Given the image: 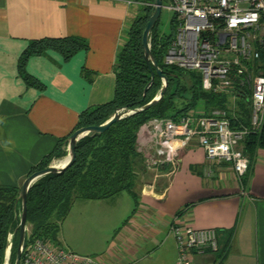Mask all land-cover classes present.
I'll list each match as a JSON object with an SVG mask.
<instances>
[{"label":"crops","instance_id":"crops-1","mask_svg":"<svg viewBox=\"0 0 264 264\" xmlns=\"http://www.w3.org/2000/svg\"><path fill=\"white\" fill-rule=\"evenodd\" d=\"M138 5L135 0H0V185L20 186L32 166L59 144L62 148L83 111L112 100L117 54ZM46 37H78L86 47L67 58L55 49L30 55L23 67L39 85H28L19 58L30 42ZM146 124L136 137L144 162L151 149ZM178 157L173 172L168 166L141 167L136 199L126 191L113 196L120 203L103 214L108 243L101 263L176 264L169 223L179 214L195 227L218 229V245H228L223 260L211 250L195 253L193 264H264V148L252 157L243 184L229 164L207 160L195 139ZM98 217L88 214L103 226Z\"/></svg>","mask_w":264,"mask_h":264},{"label":"trees","instance_id":"trees-1","mask_svg":"<svg viewBox=\"0 0 264 264\" xmlns=\"http://www.w3.org/2000/svg\"><path fill=\"white\" fill-rule=\"evenodd\" d=\"M168 3L169 0H163V6ZM151 9L152 6L145 3L126 30L125 42L117 54L112 100L83 111L76 129L103 123L117 108L125 106L135 109L143 106L159 91L161 78L154 73L153 83L148 86L144 96V88L151 80V68L145 62L141 36ZM173 22L174 17L169 33H160L158 20L150 34L151 51L162 69V74L167 78V87L162 98L143 112L130 114L114 122L100 134L82 137L77 142L74 160L68 168L61 173L47 174L35 181L27 192L26 218L29 229L25 242L41 238L54 245L59 244L60 225L76 199H109L122 191L130 193L133 199H136L133 187L140 168H145L144 160L136 150V137L140 127L152 118L170 117L177 120L186 112L201 111L210 114L219 109L227 113L232 127L249 125L251 108L248 100L250 90L247 86L242 85L232 106L228 103V93L205 91L200 85L201 75L198 72L164 64L165 51L174 36ZM82 47H86V44L78 37H46L33 40L19 58V73L28 85L38 86V81L23 67L30 55L55 49L67 58ZM260 57L261 61H256L255 66L264 63V46ZM262 120L260 130L250 132L243 141V152L249 158V170L254 161L252 157L259 149L264 148V119ZM65 154L59 144L38 164L32 166L27 176L49 165L53 159L63 158ZM248 174L244 177V182ZM19 188L20 186L15 185H0V264L3 263L9 233L13 234L10 256L12 264L14 261L20 214V201H17ZM227 246L220 245L215 251L220 261L228 252Z\"/></svg>","mask_w":264,"mask_h":264},{"label":"built area","instance_id":"built-area-1","mask_svg":"<svg viewBox=\"0 0 264 264\" xmlns=\"http://www.w3.org/2000/svg\"><path fill=\"white\" fill-rule=\"evenodd\" d=\"M166 8L173 12L175 29L164 64L198 72L202 88L228 93L232 106L242 85L247 86L250 123L234 128L227 113L219 109L210 114L186 112L177 120L152 118L146 124L151 149L145 168L168 166L173 172L179 150L195 139L207 160L229 164L243 184L249 170L243 141L250 132L260 130L264 119V63L254 65L261 61L264 46V0H169ZM169 232L177 249L176 264H193L195 253L215 252L219 247L218 229L195 227L179 214L171 219ZM20 264L102 263L100 258L38 238L25 242Z\"/></svg>","mask_w":264,"mask_h":264},{"label":"water","instance_id":"water-1","mask_svg":"<svg viewBox=\"0 0 264 264\" xmlns=\"http://www.w3.org/2000/svg\"><path fill=\"white\" fill-rule=\"evenodd\" d=\"M152 4H153L152 9L149 12V16H148L147 22L145 23L146 25L143 30L142 36H141L142 37L141 39L142 48L141 49H143V54L146 60L145 62H147V64L151 68V80L148 83V85L145 86L144 88V96L148 89V86H150L153 83L154 73L157 74L161 78V87L159 91L156 93L155 97L151 98L148 102L143 104V106H140L135 109H129L125 106L120 107V108L115 109L112 113H110L111 115L108 117V119L99 125L83 126V127L77 128L69 135L68 139L65 140L66 142L62 146V149L66 153L64 158L67 159L63 165H60L59 162L57 164L50 163L49 165L45 166L42 169L35 170L34 172L26 176L25 179H23L20 185L18 197H17V201H20V214H19V223L17 226L18 242H17V246L15 250V255H14L15 257H14L13 264H20L21 255L23 253V248L25 244L24 242L26 239V232L28 230L27 218H26L27 217V192L29 188L35 183V181H37V179L47 174L61 173L66 168H68L69 165H71V163L74 160V156H75L74 152L76 149L77 142L81 140L82 137L84 136L91 137L96 134H100L104 132L109 127V125L113 124L114 122L126 116H129L130 114L132 115V114H135L141 111L143 112L144 110L150 108L151 106L156 104L160 100V98H162V96L164 95L166 91V87H167V78L164 74H162V69L160 65L158 64V62L156 61L151 51V47H150V34H151L153 27L155 26V23H157V21L160 18L161 10L163 8V0H152ZM7 247H8V244H7Z\"/></svg>","mask_w":264,"mask_h":264},{"label":"rangeland","instance_id":"rangeland-1","mask_svg":"<svg viewBox=\"0 0 264 264\" xmlns=\"http://www.w3.org/2000/svg\"><path fill=\"white\" fill-rule=\"evenodd\" d=\"M139 2L140 9L144 6L143 3L147 4V0H135ZM167 3V2H166ZM138 5V6H139ZM167 4H164L161 15L159 18L158 31L160 33H169L171 30V22L173 20V12L166 8ZM140 13V11L138 12ZM142 14V13H141ZM259 64V63H258ZM257 66V65H256ZM233 99L230 97L228 103L232 102ZM236 101V99L234 100ZM64 158V157H63ZM63 158L56 159L51 163H58ZM126 194V193H124ZM119 198V197H118ZM120 201H116L114 197L102 198V199H76L69 211V214L65 217L61 224V231L59 229L58 242L59 246L66 247L68 243H75L73 245L78 247L75 250L80 255H90L94 258H104V246L108 243L104 239V212H111L113 209L116 210L119 206ZM88 214H98L101 215V221H103V226L98 225V220L93 221L88 218ZM80 215H86L84 221L79 220ZM97 219V218H96ZM29 229V226H27ZM13 234H8V244H9V257L7 259V264L11 263V253L13 246ZM5 250V255L6 251ZM5 255L3 256V263L5 260Z\"/></svg>","mask_w":264,"mask_h":264},{"label":"bare ground","instance_id":"bare-ground-1","mask_svg":"<svg viewBox=\"0 0 264 264\" xmlns=\"http://www.w3.org/2000/svg\"><path fill=\"white\" fill-rule=\"evenodd\" d=\"M66 160H67L66 158H63L61 161H59L60 165H63L66 162ZM8 257H9V248L6 251L4 264H7Z\"/></svg>","mask_w":264,"mask_h":264}]
</instances>
